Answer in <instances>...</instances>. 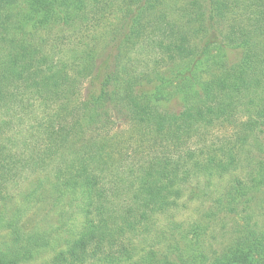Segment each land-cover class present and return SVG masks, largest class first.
<instances>
[{
  "label": "trees",
  "instance_id": "16d2710c",
  "mask_svg": "<svg viewBox=\"0 0 264 264\" xmlns=\"http://www.w3.org/2000/svg\"><path fill=\"white\" fill-rule=\"evenodd\" d=\"M163 1L0 0V230L11 236L0 264L29 263L44 251L41 233L18 224L46 191L57 215L47 242L68 246L48 264H120L151 219L175 205L178 181L238 169L243 154L246 180L264 183V0L190 3L197 31L222 34L226 45L218 44L239 52L229 65L224 50L190 46L189 19L160 15ZM112 12H124L123 21L98 60L91 28ZM52 28L58 34L45 37ZM145 38L158 56L139 74L123 59ZM146 81L149 92L133 90ZM170 101L178 110L164 107ZM117 106L129 124L116 141ZM213 262L264 264V231L246 230Z\"/></svg>",
  "mask_w": 264,
  "mask_h": 264
},
{
  "label": "rangeland",
  "instance_id": "374dc122",
  "mask_svg": "<svg viewBox=\"0 0 264 264\" xmlns=\"http://www.w3.org/2000/svg\"><path fill=\"white\" fill-rule=\"evenodd\" d=\"M193 1L164 0L160 6L163 12L159 14L174 20L181 19V17H184V21L189 19V22L186 23L185 34L190 46H195L198 49L206 43L209 45L208 48L211 54H220V50H224L223 54L226 62L228 61V65L232 59L237 60L240 57L237 50L222 48L223 45H226L225 40L221 39L222 34L209 32L208 30L206 33H202L194 27L195 23L191 21V18L194 17L195 13L193 8L190 7V3ZM156 12L154 11V13ZM123 13L112 12L109 20L102 21L91 28L92 35L98 39V60L107 52L110 44L109 33L120 24V21H123ZM189 13L190 16L186 18ZM130 15L131 13L126 16L129 17ZM125 17L124 20H127ZM84 29L83 26L82 30ZM55 34H58L55 28L43 33L45 37L54 36ZM65 35L71 36L69 33ZM139 41L141 43L137 44L133 51L126 53L127 56L123 61L130 64V67L135 66L136 73L142 74V72L148 71L150 67L156 65L153 61H155L158 54H155V50L149 45L150 39L145 38V41L139 39ZM64 54L62 59L69 60L71 53ZM178 66L179 63L174 66L166 65L164 67L163 65L161 70L165 71L168 67L175 70ZM118 75L120 79L127 80L128 78L126 73L121 72ZM153 75L152 73L149 77L151 79L148 80H153ZM84 83L80 88V93H84ZM148 83L149 81H146L133 90L135 92L143 89L150 91L152 84ZM116 94L121 98L123 91L120 89L116 91ZM163 105L170 111L178 110L174 101L165 102ZM111 116L114 122L116 141L125 138L127 133H124L123 130L126 131L129 122L124 109L122 110L120 106L112 107ZM220 134L218 133L216 138L221 136L224 139V136ZM257 140L249 139V143H252L251 141L257 142ZM191 148H194L192 144ZM252 149V147H248L249 152ZM242 162L245 163L243 154ZM242 162L241 167L235 170H227L222 174L198 170L192 177L175 183L173 190L178 193L175 205L158 217L151 219L149 222L151 231L143 238L136 237L132 240V243L137 246L136 251L132 254L131 259L128 260L126 257L123 260L124 263L120 264H214L213 261L215 259L221 260L233 246V243L244 236L246 230L249 232L255 231L256 233L263 232L264 183L257 185L246 180L245 177L249 172L248 169L242 167L244 165ZM33 181L32 178H29L26 186ZM18 190L20 189H11L12 194L16 195ZM229 197L231 201L228 202ZM51 198V192L49 191L40 193L34 203L23 208L19 227H22L25 233L40 232L47 243L44 251L35 261L24 264H48L59 253L68 250L67 245L60 244V241L58 243V239H50L47 242V237L56 234L54 226L57 225V215ZM218 204L222 205V210L217 209ZM58 235L65 237L63 232ZM10 239L11 236L8 231L0 230V249H3L5 244L10 242Z\"/></svg>",
  "mask_w": 264,
  "mask_h": 264
}]
</instances>
